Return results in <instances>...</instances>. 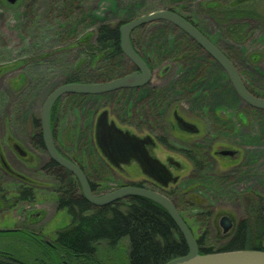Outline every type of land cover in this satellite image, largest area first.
Listing matches in <instances>:
<instances>
[{"label": "rangeland", "instance_id": "374dc122", "mask_svg": "<svg viewBox=\"0 0 264 264\" xmlns=\"http://www.w3.org/2000/svg\"><path fill=\"white\" fill-rule=\"evenodd\" d=\"M225 1L18 0L8 4L0 0V126L11 129L23 149L34 153L31 163L16 164L10 159L12 165L47 187L61 189L55 175L44 170L47 153L29 143L31 125L34 120L39 121L42 105L53 90L75 73L83 77L98 68L94 54L84 53V46L78 43L84 39L92 45V35L104 23L120 27L153 12H174L228 51L248 87L264 95V28L253 29L243 42L229 40L221 21L225 9L213 8ZM256 5L264 10V0L246 4L251 9ZM131 35L135 49L152 65L148 85L137 91L63 97L55 122L57 145L84 168L93 183L100 176V190H107L116 183L91 145L92 123L100 111L104 107L109 109L116 125L131 133H137L128 126L132 120L138 123L137 117L148 127L154 126V133L162 138V146L153 150V155L160 161L169 155L178 160L182 169L173 174L179 175L181 187L189 190L182 197L189 207L176 203L180 217L194 236H205L203 249L218 250L229 242L237 228L223 235L218 226L220 217L229 216L238 226L248 219L247 200L255 195L264 202V111L238 98L223 70L207 62L204 53L191 55L195 46L171 24L156 22L136 29ZM252 53L256 54L253 61L256 65L247 62ZM131 71V63L119 57L112 62L105 78L90 76L84 81L107 82ZM175 110L192 120L201 133L191 136L177 131L172 119ZM211 138L215 139L212 145ZM219 144L228 145L225 149L239 150V160L231 165L228 160L212 159L210 156L217 149L214 146ZM179 151H190L201 160V169L196 170L178 156ZM63 182L64 186L72 182L65 171ZM39 196L38 208L51 218L58 197ZM67 216L58 215L52 226H67ZM248 224L252 245L264 247V221L261 224L253 220ZM17 256L23 264L51 263L38 249L31 254L23 247ZM96 260L99 264H128L127 240L113 250L101 244Z\"/></svg>", "mask_w": 264, "mask_h": 264}, {"label": "flooded vegetation", "instance_id": "af4514ba", "mask_svg": "<svg viewBox=\"0 0 264 264\" xmlns=\"http://www.w3.org/2000/svg\"><path fill=\"white\" fill-rule=\"evenodd\" d=\"M250 1H253V0H235L234 5H232L227 0L223 3V5H220V6L217 5L213 7L217 10H220L221 8L225 9V13H223L221 17V21L223 22V25L225 26L224 34L227 36L229 40H232L235 43H237L238 41L239 42L245 41L246 38L249 36L250 31H252L253 29L260 31L261 28H264V10L261 9L260 5L254 6V9H251L250 6H246V4ZM213 8L211 9L213 10ZM184 19L187 20L186 18ZM187 21L191 23L189 20ZM191 24L232 64L245 90L254 97L264 98L263 97L264 95L256 93L254 90L248 87L243 75L234 65V62L232 60V57L230 56V53L222 49L221 47H219L211 38H208L207 36H205L193 23ZM184 36L188 38L195 46V50L193 51V53H191V55L197 56L198 52H202L205 54L207 58L206 59L207 62L217 64L225 73V76L233 90V93L239 98V96L237 95L236 91L234 90L231 84L228 74L221 67V65H219V63L210 54L205 52L190 37H188L186 34H184ZM255 55L256 54L252 53L249 57H247V62L249 64L256 65L255 63H253V61L256 60V57H254ZM259 56L263 58L261 54ZM140 57L147 65L148 69H151L152 67L151 63L144 57L142 56ZM135 71L136 69L132 65V71L130 73H133ZM167 71L168 70L166 68L163 71V73L165 74L167 73ZM141 88L123 89V90L114 91L108 94L120 93L124 91H137ZM108 94H103V95H108ZM65 96H80L81 97V95H65ZM97 96H101V95H97ZM63 97L57 100V102L54 104L51 110V113H52L54 107L58 104L56 118L59 114V110L62 104ZM82 97H85V96H82ZM104 111L107 112L108 123L113 122L115 126L118 129H120L116 125L115 121L111 119L112 114L109 111V109H107L106 107H104L103 110L100 111L98 116ZM175 115L182 118L185 122L194 125L197 129V133L190 134V133L180 130L174 119ZM97 118H96V121L92 123L91 145H92L95 156L104 165L105 169L109 171L113 181L116 183L115 185L112 186L111 189H107V190H100V183H99L101 179L100 176L93 183L91 179L88 177V175L85 173L84 168L81 165H79L75 159H70V158L68 159V157L59 149L57 145L58 143H57L56 123L55 122L52 123L50 121L52 140H53V144H54L56 151L61 156H63L67 160L74 163L84 173L93 196L101 197V196H104L106 194H109L113 191H116L124 187H136V188L144 189L147 191L157 193L161 196H164L174 205L177 211H178V207L176 203L178 201L181 202L184 207L186 208L189 207V204H187L182 199L183 196H186V193H188L189 190L186 188L184 189V187H181V184L183 183V181L181 180V177L179 175L173 174V172L180 171L182 169V166L179 163V161L170 155L167 156L164 159V161H160L152 153L153 150L162 146L161 144L162 138H160L159 135H156L154 133V131L156 130L154 126L148 127L149 126L148 123L145 124L141 118L137 117V119L140 120L138 121V123L136 121V123L139 124L138 127H136L137 125H135L136 123H134L133 120L132 122H130L129 125L127 124L131 129H133L137 133H131L127 130L126 131L121 130V129L120 130L123 132L129 133L131 136H134L136 140L144 142L142 143L143 150L146 152V154L150 158L157 160L165 168L169 176L168 181H166L161 176L158 177L159 180H155L154 178H151L147 174H145L141 166L138 163V160L136 158L137 156H130L128 158H122V157L115 156L113 157L112 161L107 159L100 151L97 141H96ZM50 119H51V114H50ZM172 119H173L174 128L183 134L192 136V135H199L201 133V130L193 123L192 120L180 115L177 112V110L172 112ZM53 120H56L55 117ZM31 126H32L31 127L32 135L30 136L29 143L31 144V146H33V148L37 150L42 149L45 151L43 140H42L40 124H39V132L35 125H31ZM38 135H40L41 137V143H42L41 147L42 148L39 146L37 142L38 140H36ZM211 140H212L211 142V145H212L215 139L211 138ZM224 147H228V145H224V144L215 145L214 148H217V149H214V152L212 153L210 157L214 160L216 159L228 160L229 162H232L231 165L235 164L239 160L238 158L241 156V155L239 156L240 151L236 149H225ZM223 151H231L233 152L234 155L232 157L221 156L220 152H223ZM33 154L34 153H32L31 150L23 149L19 139H17L15 135H13L11 129H7L4 125L0 126V260L8 259L11 261L21 262L18 260L19 258L17 256V252L18 251L20 252V250L23 247L26 251H28L31 254L33 251L35 252L38 249V251H40V253L44 256V258L51 260L55 257L54 254L57 253V248L55 246V243L57 241V236L60 232H62L64 228L68 226V225L67 226L65 225L52 226L53 220L58 215L62 213L63 214L65 213L67 215V211H68L67 210L68 206H63V205H60L59 203V200L61 198L58 195L59 189L56 190L54 188L47 187L45 184L39 183L37 179L31 176L24 175L23 173L19 172L12 165V162L10 161L11 159L16 164L31 163L34 159ZM177 155L180 156L183 160H186L196 170H198L195 164L196 163L200 164L201 160L198 161V158L192 155L190 151H184V153L179 151ZM47 164H54L50 160L49 157H48ZM125 169L131 170V172H128ZM65 172L75 180V182L78 185L79 195L81 196L83 200H85L76 178L73 177L71 174H69L67 171ZM173 179H176V180L173 182ZM50 194H54L58 198L56 199V209L54 211V215L51 218H48V215L45 213V211L38 208L37 202L39 201V198H40L39 195L47 196ZM131 199H135V198L122 199L109 206H113L117 204L119 205L120 203L125 202V201H126V205L129 206L127 202ZM153 205L159 207L158 205L154 203ZM95 208H98V207H95ZM223 216H226V215H223ZM226 217H228L232 222V228L227 233L229 234L233 229L237 227V224L234 225L233 220L229 216H226ZM218 226H219V222H218ZM235 231L233 232V235L235 234ZM193 237L196 240L199 252H201L202 246L200 245V242L201 241L203 243L205 242V236L203 235L194 236L193 235ZM61 258H62L63 264H66V261L63 259L64 256L61 255L60 259Z\"/></svg>", "mask_w": 264, "mask_h": 264}, {"label": "trees", "instance_id": "16d2710c", "mask_svg": "<svg viewBox=\"0 0 264 264\" xmlns=\"http://www.w3.org/2000/svg\"><path fill=\"white\" fill-rule=\"evenodd\" d=\"M93 36V44L79 41L84 46V53L94 54L99 66L83 77L75 73L64 83H85L94 84L85 80L86 77L97 76L105 78L112 62L123 57L119 44V27L111 24H101ZM132 36V35H131ZM131 43L135 49L132 37ZM152 73V67L149 69ZM58 104L51 113L50 121L56 119ZM39 132V121L34 120ZM38 144L41 147V137L37 136ZM42 148V147H41ZM69 159V158H68ZM201 169L200 164H195ZM45 171L52 172L55 179L60 183L59 203L68 206L67 215L69 224L57 236L55 246L57 253L50 260L52 264H60L59 256H64L66 264H99L97 259L101 244H105L108 250L119 246L122 240H127L128 264H165L168 261L187 254V247L172 223L167 213L161 208L153 205L150 201L135 198L119 205L95 208L90 206L81 198L78 185L72 178L68 186H64V171L54 164H47ZM249 205L248 219L239 223L235 234L223 247L218 250L201 248L200 253L210 254L214 252H225L234 250H255L264 251V247L252 245V231L249 221L258 220L261 224L264 221V202L261 198L247 200ZM203 242L200 245L203 246ZM50 263V264H51ZM0 264H23L18 261L1 259Z\"/></svg>", "mask_w": 264, "mask_h": 264}, {"label": "water", "instance_id": "95a60500", "mask_svg": "<svg viewBox=\"0 0 264 264\" xmlns=\"http://www.w3.org/2000/svg\"><path fill=\"white\" fill-rule=\"evenodd\" d=\"M5 1L8 4H15L18 0ZM161 21L171 24L186 34L205 52L210 54L228 74L231 84L239 98L250 107L264 111V98L254 97L245 90L232 64L191 23L174 12L157 11L124 23L119 27L120 52L133 65L136 69L135 72L102 83L63 84L48 95L42 105L39 117L45 152L56 166L76 178L84 199L91 206L101 208L122 199L140 198L161 207L171 219L187 247L186 255L172 259L165 264H264V251L243 249L210 254L200 253L196 240L174 205L167 198L157 193L136 187H124L101 197L93 196L84 173L74 163L61 156L54 147L50 128V114L54 104L61 97L65 95H103L123 89L141 88L150 82L152 74L142 58L134 51L130 38L136 29ZM174 117L180 130L190 134L197 133L194 125L185 122L177 115ZM96 141L102 154L110 161L115 156L122 158L137 156L138 163L145 174L155 180H159L158 177L161 176L168 181L169 176L165 168L157 160L150 158L143 150L142 143L144 142L138 141L129 133L121 131L113 122L108 123L106 111L102 112L97 118ZM220 155L232 157L234 154L231 151H223L220 152ZM175 180L173 179V182ZM219 227L223 234H227L232 228V222L228 217L223 216L219 220Z\"/></svg>", "mask_w": 264, "mask_h": 264}]
</instances>
